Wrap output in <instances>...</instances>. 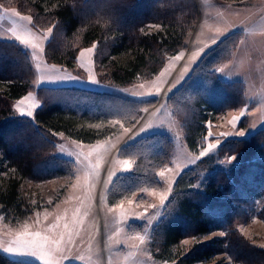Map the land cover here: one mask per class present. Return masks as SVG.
<instances>
[{
	"label": "trees",
	"instance_id": "obj_1",
	"mask_svg": "<svg viewBox=\"0 0 264 264\" xmlns=\"http://www.w3.org/2000/svg\"><path fill=\"white\" fill-rule=\"evenodd\" d=\"M0 2L31 15L35 29L53 28L45 45L49 62L74 67L81 48L96 44L98 69L122 86L140 77H152L163 68L167 55L185 50L197 14L195 0H186L187 6L182 7L177 0ZM150 24L160 28L147 33ZM239 39L240 32H235L204 53L168 99L193 152L198 153L206 142L208 121L245 103L243 81H224L215 72V66L230 56ZM33 77L29 50L16 40L0 38V205L7 217L16 220L35 211L27 190H23L24 182L75 174L74 162L56 153V134L84 143L105 140L119 131L111 123L119 121L130 127L139 120L143 108L153 104V98L139 100L76 86L35 89ZM33 91L41 101L34 116L13 114L11 102ZM62 95L73 102L63 101ZM173 150L174 141L162 133L126 144L120 156L134 158L135 169L118 175L108 202L114 205L142 188H157L161 182L156 171L171 163ZM217 154H235L241 160L233 168L216 169L204 179L201 174L211 162L207 157L182 172L154 230V257L177 259V264H209L227 254L242 264H264V249L249 243L236 228L237 222L249 221L252 216L264 220V130L245 138L225 139ZM200 180L202 185L197 186ZM220 230L224 236L198 242L182 256L173 253V247L185 238ZM0 264L20 262L0 251Z\"/></svg>",
	"mask_w": 264,
	"mask_h": 264
},
{
	"label": "rangeland",
	"instance_id": "obj_2",
	"mask_svg": "<svg viewBox=\"0 0 264 264\" xmlns=\"http://www.w3.org/2000/svg\"><path fill=\"white\" fill-rule=\"evenodd\" d=\"M177 1L179 6H187L186 0ZM195 1L196 20L186 40L185 50L173 56H166L163 76L160 73L150 78L140 77L128 86L114 84L105 78L107 77L104 76L107 73L105 70L98 69L95 62L96 44L81 48L74 67L49 62L45 58V45L52 33L47 39L39 41L43 48L42 52L23 45L31 53L34 66L32 81L35 88L76 86L135 97L139 100L153 98V104L146 105L139 120L130 127H124L122 123H118L119 121L111 123L119 131L105 140L84 143L68 138L64 134L59 135L61 133L56 134V153L74 162L75 174L71 177L43 182H24L23 190H27L28 194H26L31 204L35 206V211L26 218L16 220L14 216L7 217L0 205V245H3L0 251L9 258L20 264H45V260L35 256H13L3 250L19 233L26 230L29 233L38 232L40 236L49 238L63 237L58 246L59 251L51 257L53 264H177V259H159L154 257L151 251L154 230L162 220L163 210L174 194L176 180L182 172L197 166L206 157L211 159V162L201 174L203 179L216 169L233 168L241 160L240 156L218 155L221 143L230 137L245 138L264 130V0ZM16 13H19V16ZM20 16L31 15L21 13L17 8L0 2V38L15 40L17 36L28 33L38 37L41 33L47 32V29H35L32 19L21 20ZM14 20L16 23H13ZM159 28L158 24H150L146 32L150 33ZM235 32H240V39L231 50L230 56L215 66V72L224 81H243L245 103L239 109L229 110L224 115L208 121L204 136L206 142L198 153L193 152L185 141L182 123L174 117L168 99L189 76L200 57ZM213 40L216 42L213 43ZM89 48L92 49L90 53L85 51ZM81 52H84L83 57ZM181 53H183L182 58L175 60L174 58ZM194 53L198 55L192 59ZM57 69L60 71L57 72ZM57 75H70L77 79H48ZM92 76L96 78V83L90 79ZM157 87L160 88L158 95H148L149 92L154 93ZM125 89L128 91H123ZM140 92L145 95H135ZM30 93L31 98L25 102L26 105H23L28 111H32L30 106L33 104L37 105V108L41 105L36 92ZM61 99L68 103L73 102L64 95ZM16 104L17 101L10 104L13 114L22 115ZM241 112L244 113L243 116H240ZM234 116H240L235 125L231 123ZM141 127L147 130L140 132ZM209 131L212 135H209ZM240 131L245 132V135H222V133ZM153 133L166 134L174 141L171 163L156 171L160 185L157 188L137 190L119 200L114 206H110L108 195L115 179L118 175L130 173L136 165L134 158L120 156L121 149L126 144ZM208 144H215L216 148L207 155L201 156V151H204ZM71 153H83V155L78 158ZM232 156H235V159L230 163H221ZM161 171H165L163 178L159 176ZM201 183L200 180L197 186H201ZM134 186L130 185L131 188ZM168 187H171V192L166 191ZM162 193L167 194V200L160 205ZM236 228L249 243L264 249L262 218L252 216L249 221L237 222ZM224 235L225 232L220 230L204 237L185 238L189 243L183 244L185 239L181 240L173 247V253L177 257L182 256L196 243ZM140 237H143V243L140 242ZM32 238L39 239V237ZM116 240L120 242L115 243ZM229 257L227 254H221L209 264H242L231 257L228 259Z\"/></svg>",
	"mask_w": 264,
	"mask_h": 264
},
{
	"label": "snow or ice",
	"instance_id": "obj_3",
	"mask_svg": "<svg viewBox=\"0 0 264 264\" xmlns=\"http://www.w3.org/2000/svg\"><path fill=\"white\" fill-rule=\"evenodd\" d=\"M7 11V10H5ZM17 16H19V13H16ZM21 20H27V21H31L32 17L31 16H20L19 17ZM13 23H16V21L14 20ZM54 27V26H53ZM53 28L49 27L47 29L46 33H41L40 36H34L31 33L22 35V36H17V39L25 46H29L31 47L33 50H39L40 52L43 51V48L41 47V44L39 41L41 40H45L48 38V36L52 33ZM219 31V30H218ZM216 41L213 40V43H215ZM85 51L87 52H92V49H86ZM35 55V52H34ZM196 55H198V53H194L192 56V59L196 58ZM81 56H84V52H81ZM183 53H181L179 56H176L174 59L175 60H179L180 58H182ZM38 59V56H37ZM39 63L37 64V67L39 68ZM57 72H59L60 70H56ZM161 75L163 76V73H161ZM49 80H67V79H71V80H76L77 77H72L70 75L67 76H62V75H57L54 77H49ZM90 79L92 80V82L96 83V78L94 76L90 77ZM43 81V78H42ZM175 86V85H173ZM141 88H143V85H141ZM123 91H128L127 89L123 90ZM160 92V88L157 87L155 89V92H149L148 95H158ZM135 95H139V96H144L145 93L140 92V93H135ZM32 94L29 93L27 96H24L21 100L17 101L16 107L18 109H20L21 114L22 115H26L28 117H33V112L32 111H28L27 109H25L23 107V105L25 104L26 101H28L31 98ZM30 107L35 108L37 107V105L33 104ZM244 113L241 112L240 116H243ZM240 116H234L232 118L231 123L235 125V123L240 119ZM34 119V118H33ZM209 129L211 128V123L209 122L208 125ZM147 130L144 127H141L140 132H143ZM239 135V136H243L245 135V132L240 131L237 133H222V135L224 136H228V135ZM54 135V134H53ZM59 135H63L62 133ZM209 135H212L211 131H209ZM219 142V141H218ZM216 148L215 144H208L207 148L204 151H201L200 155L201 156H205L208 154V152L212 151L213 149ZM71 155L77 156L79 158L80 155H83V153H71ZM235 159V156H232L230 158H227L226 161H221V163H230L232 160ZM194 162V161H191ZM159 176L161 178H163L165 176V171H161L159 173ZM167 192H171L172 189L171 187H168ZM167 200V194L166 193H162L160 195V205L164 204V201ZM122 206V205H121ZM153 207H157V205H153ZM223 235V233H221ZM32 237H39V239H33ZM63 237H59V238H49L48 236H40V233H29L26 230L24 232L19 233L15 240L11 243H9L7 245V247H4L3 250L6 251L7 253H9L10 255L13 256H26V255H30V256H35L36 258L40 259V260H45V264H53V260L51 259V257H54L56 252L59 251V244L61 243ZM140 242L143 243V237H140ZM193 239H195V237H193ZM119 240H116L115 243H119ZM183 244H188L189 241L187 239H185L183 242ZM3 245H0V247H2ZM111 248V245L109 246V249ZM79 259H83V257H79ZM230 259V257L228 258Z\"/></svg>",
	"mask_w": 264,
	"mask_h": 264
},
{
	"label": "crops",
	"instance_id": "obj_4",
	"mask_svg": "<svg viewBox=\"0 0 264 264\" xmlns=\"http://www.w3.org/2000/svg\"><path fill=\"white\" fill-rule=\"evenodd\" d=\"M16 41H18V42H20L18 39H15ZM23 45V44H22ZM30 52V51H29ZM31 54V53H30ZM201 58V57H200ZM200 60V59H199ZM165 67H166V62H165V64H164V66H163V68L157 73V74H155V76H158L160 73H162V71L165 69ZM190 73H191V71H190ZM189 73V74H190ZM184 82V81H183ZM182 82V83H183ZM35 87V86H34ZM35 89H37V88H35ZM30 93V92H29ZM29 93H27L25 96H27ZM24 97V96H23ZM22 97V98H23ZM22 98H20V99H18V100H21ZM133 98H135V97H133ZM18 100H15V101H18ZM14 102V101H13ZM26 105V104H25ZM36 108L37 107H35V108H32V112L33 113H35L34 111L36 110ZM20 115V114H19ZM34 115V114H33ZM28 117V116H27ZM141 138V137H140ZM139 139V138H138ZM137 140V139H136ZM136 140H134V141H136ZM110 206H114V205H111V204H109Z\"/></svg>",
	"mask_w": 264,
	"mask_h": 264
}]
</instances>
